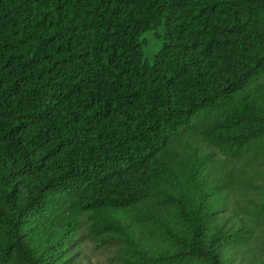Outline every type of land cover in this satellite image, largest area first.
<instances>
[{
    "label": "trees",
    "instance_id": "16d2710c",
    "mask_svg": "<svg viewBox=\"0 0 264 264\" xmlns=\"http://www.w3.org/2000/svg\"><path fill=\"white\" fill-rule=\"evenodd\" d=\"M0 264H264V0H0Z\"/></svg>",
    "mask_w": 264,
    "mask_h": 264
},
{
    "label": "rangeland",
    "instance_id": "374dc122",
    "mask_svg": "<svg viewBox=\"0 0 264 264\" xmlns=\"http://www.w3.org/2000/svg\"><path fill=\"white\" fill-rule=\"evenodd\" d=\"M146 35L149 36V33H146ZM235 255L238 256V253H236ZM100 257H102V255H100ZM92 259L94 260V256H92Z\"/></svg>",
    "mask_w": 264,
    "mask_h": 264
}]
</instances>
